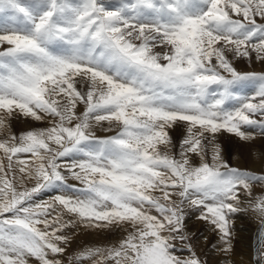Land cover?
Wrapping results in <instances>:
<instances>
[{"label": "snow or ice", "instance_id": "snow-or-ice-1", "mask_svg": "<svg viewBox=\"0 0 264 264\" xmlns=\"http://www.w3.org/2000/svg\"><path fill=\"white\" fill-rule=\"evenodd\" d=\"M0 13V131L35 125L0 139V264H210L186 206L231 254L232 218L264 217V171L217 141L251 155L247 129L264 134V71L240 68L264 64V0H0ZM62 187L75 194L37 199ZM78 229L119 238L69 254Z\"/></svg>", "mask_w": 264, "mask_h": 264}, {"label": "rangeland", "instance_id": "rangeland-1", "mask_svg": "<svg viewBox=\"0 0 264 264\" xmlns=\"http://www.w3.org/2000/svg\"><path fill=\"white\" fill-rule=\"evenodd\" d=\"M32 126L27 124V123H23V122L14 123L12 125L11 132L5 133L3 131H0V139L10 138L11 134H14V133L15 134H19L23 130L28 129V128L32 127ZM231 158L232 157H230V159ZM0 159H4L2 152H0ZM229 162H230V164L232 163L233 166H234L233 161L229 160ZM261 168L262 169L260 171H258V170L254 169L252 167H249L248 165H244L242 167V169H247V170H250V171H254L256 174H261L262 171H264V166H262ZM69 183L70 184H78V182L73 181L71 179H69ZM256 186H258V185H255L254 187H256ZM56 191H57L58 194L56 193ZM66 192L69 195L75 194L73 189H67L66 190L65 188L62 187V188H59V189H54V190L52 189V190H49L47 192H44L39 197H37V199L39 201H51L56 195L65 194ZM46 195H48V196H46ZM50 195H52V196H50ZM260 195H264V189H262V187L260 189H258L257 192L256 191L254 192V196L258 197ZM242 213H244V214H242ZM255 213L256 212L249 210L248 214L245 213V212H241V213H239V216H238V214L236 216H234V218H236V219L232 218V234H233L234 251L231 254H228V255H225L223 252L217 250L219 245H220V241L218 240L217 234L212 231L211 225L207 221L199 219V215H200L199 210L194 209V208H190V207H187V206L185 207V220H186V221L184 220L185 231L192 237V239L197 241V244L195 245V247H196V250H197L198 254L201 255L202 258L208 259L210 264H218V263L219 264H240L241 261L244 260L243 259L244 257H242V256H245V260H247V257L249 256V254H247L248 250L244 246V244L248 242V239L252 240V243H251L252 246L256 242L254 244V246H253V250H255L254 248H256L255 245H257V238H255L254 235L252 236V238H250V236H249L250 234L249 233L247 234L246 233V229H245L246 226L247 227L249 226L248 228L252 229L254 233H255V231H258L257 229H259L258 226H259V221H260L259 218H261V216H259L258 213L255 215ZM242 215H244V216H242ZM253 215L256 216V218H253L254 217ZM250 216L251 217L253 216L252 217L253 219L252 218H248ZM234 221L237 223L238 227H235L236 223H234ZM255 222H256V224H255ZM242 223L244 224V226H243ZM240 227H241V230H240ZM243 227H245V228H243ZM76 231H77V236H75L73 238V242H72V244H71V246L69 248V254L72 253L73 249L79 250V249H81V248H83L85 246L104 247V246L109 245L110 243H114L119 238L115 234H113L111 236H108V235L94 234V233H92L90 231H85L83 229H78ZM191 231H193V232H191ZM239 235H240V237H239ZM204 237H207V239H204ZM242 239H245L246 241L243 242ZM92 242H95L96 245H94V243H92ZM240 242H243V243H240ZM261 242H262L263 248L259 249L260 252H259V255L257 257H256V255H252V259H253L252 260V264H261V263L264 264V261H261V259H260V253H261L262 250H264V240H262ZM213 245H216V248H213ZM186 253H187V249H186ZM186 253L183 254V255H185V257L188 255V253L187 254ZM253 254H254V252H253ZM237 256H238L239 259L237 258ZM232 261H234V262H232ZM235 262H237V263H235Z\"/></svg>", "mask_w": 264, "mask_h": 264}, {"label": "bare ground", "instance_id": "bare-ground-1", "mask_svg": "<svg viewBox=\"0 0 264 264\" xmlns=\"http://www.w3.org/2000/svg\"><path fill=\"white\" fill-rule=\"evenodd\" d=\"M117 2V0H106V3H113V4H115ZM9 14H6V13H0V25H2L4 22H5V18L8 16ZM10 22V21H9ZM240 68H241V70H244V71H256V72H261V71H264V64H261V63H259V62H255V63H252V64H241L240 65ZM22 125V124H21ZM25 126V125H24ZM32 126V125H31ZM35 125H33L32 127H34ZM29 127V126H28ZM24 128V127H23ZM248 131H250V132H252L254 135H255V140L253 141V142H251L252 143V149H251V152H252V154L250 155L249 154V151H248V149L246 148V147H242V145H241V142L238 140V138H236V137H234L233 135H231V134H227V133H225V134H223V135H221L220 137H219V139H218V143L221 145V149H222V155L224 156V158L226 159V160H231V161H233V163H234V166H238V167H240V168H242L244 165H248L249 167H252V168H254V169H256V170H258V171H260L262 168V164H261V161H260V159L258 158L259 157V153L261 152V151H264V134H261L260 133V130L259 129H256V128H250V129H247ZM101 134H103V133H98V135H101ZM109 135H111V134H113V133H108ZM174 135H176V136H179V133H176V134H174ZM230 157H232L231 159H230ZM230 163V162H229ZM232 164V163H231ZM233 165V164H232ZM248 169V168H247ZM255 186V185H254ZM261 188V186L260 185H258V186H256V187H254V189H253V192H257L258 191V189H260ZM54 190V189H53ZM67 190V189H66ZM62 191V190H61ZM56 193H57V191H56ZM46 194V193H45ZM54 194V193H53ZM58 194V193H57ZM55 195V194H54ZM72 195H74V194H72ZM46 196H48V195H46ZM50 196H52V195H50ZM46 198V197H45ZM44 198V199H45ZM52 198V197H51ZM48 199V198H47ZM50 199V198H49ZM43 200V199H42ZM247 214H248V212H246ZM242 214H244V213H242ZM250 214V213H249ZM257 213H255V215H256ZM241 215V214H240ZM238 216H239V214H238ZM242 216H244V215H242ZM246 216V215H245ZM254 216V215H253ZM252 216V217H253ZM260 216V215H259ZM251 216L250 217H248V218H252ZM234 218V217H233ZM241 218V217H240ZM253 218H256V216H254ZM252 218V219H253ZM234 219H236V218H234ZM261 219H264V217H261V218H259V220L261 221ZM245 220V219H244ZM248 220V219H247ZM257 220V219H256ZM186 221V220H185ZM260 221H259V229H260V227H261V223H260ZM241 222V221H240ZM239 222V223H240ZM234 223H236L235 221H234ZM243 224V223H242ZM255 224H256V222H255ZM254 225V224H253ZM243 226H244V224H243ZM255 226V225H254ZM235 227H238L237 226V223H236V225H235ZM234 227V228H235ZM249 227V226H248ZM247 226H246V228L245 227H243V228H245L246 229V233L248 234H250L249 236H250V238H252V236L254 235V237L255 238H257L256 237V234H257V232L258 231H255V233L253 232V230L252 229H250V228H248ZM257 228V227H256ZM238 229V228H237ZM235 230V229H234ZM233 230V231H234ZM240 230H241V227H240ZM255 230V229H254ZM258 230V229H257ZM80 231V230H79ZM191 232H193V231H191ZM254 234H253V233ZM210 233V232H209ZM242 233V232H241ZM89 235V234H88ZM198 235V234H197ZM77 236V235H76ZM117 236V235H116ZM236 236V235H235ZM248 236V237H249ZM202 237V236H201ZM239 237H240V235H239ZM195 238V237H194ZM87 239V238H86ZM99 239V238H98ZM201 239V238H200ZM240 239V238H239ZM241 240V239H240ZM239 240V241H240ZM243 240V242L244 241H246L245 239H242ZM90 241V240H89ZM93 241V240H92ZM96 241V240H95ZM250 241V242H249ZM255 241V240H254ZM243 242H240V243H243ZM258 242V241H257ZM92 243H94V245H96L95 244V242H92ZM251 243H252V240H249L248 239V242L247 243H245L244 244V246L247 248V250H248V253L247 254H249V256L247 257V260H245V256H242V257H244L242 260L243 261H241V263L240 264H252V255H256V257L259 255V252H260V250L258 251V250H256V248H254L255 250H253V246H254V244L256 243H254L253 244V246L251 245ZM86 244V243H85ZM256 246V245H255ZM244 247V248H245ZM260 248H263V245H262V247H259L258 249H260ZM241 252V251H240ZM253 252H254V254H253ZM186 253V248H185V246L183 245V244H180L179 242H178V247H177V254H179V255H182V256H185V255H183V254H185ZM187 254V253H186ZM240 254V253H239ZM244 254V253H243ZM211 256V255H210ZM209 257V256H208ZM226 257V256H225ZM231 258V257H230ZM237 258H238V256H237ZM236 258V259H237ZM212 259V258H211ZM235 259V260H236ZM239 259V258H238ZM249 259V260H248ZM220 260V259H219ZM232 260V259H231ZM234 260V259H233ZM241 260V259H240ZM260 260V259H259ZM212 261V260H211ZM232 262H234V261H232ZM235 263H237V262H235ZM254 263V262H253ZM219 264V263H218ZM262 264V263H261Z\"/></svg>", "mask_w": 264, "mask_h": 264}]
</instances>
